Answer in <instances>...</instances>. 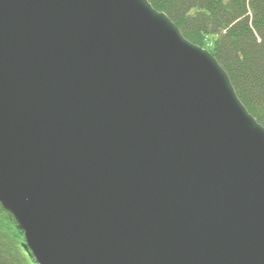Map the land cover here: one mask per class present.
Instances as JSON below:
<instances>
[{
  "label": "water",
  "instance_id": "95a60500",
  "mask_svg": "<svg viewBox=\"0 0 264 264\" xmlns=\"http://www.w3.org/2000/svg\"><path fill=\"white\" fill-rule=\"evenodd\" d=\"M0 205L36 264H264V127L148 0H0Z\"/></svg>",
  "mask_w": 264,
  "mask_h": 264
},
{
  "label": "trees",
  "instance_id": "16d2710c",
  "mask_svg": "<svg viewBox=\"0 0 264 264\" xmlns=\"http://www.w3.org/2000/svg\"><path fill=\"white\" fill-rule=\"evenodd\" d=\"M191 43L210 52L264 127V0H148ZM0 264H36L22 229L0 205Z\"/></svg>",
  "mask_w": 264,
  "mask_h": 264
}]
</instances>
